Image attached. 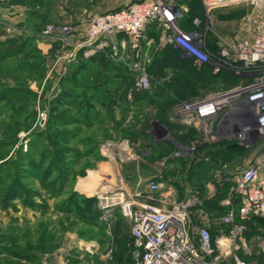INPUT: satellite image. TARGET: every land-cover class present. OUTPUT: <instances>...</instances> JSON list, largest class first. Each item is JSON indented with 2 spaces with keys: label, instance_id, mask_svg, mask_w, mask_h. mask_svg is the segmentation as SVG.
I'll return each instance as SVG.
<instances>
[{
  "label": "rangeland",
  "instance_id": "1",
  "mask_svg": "<svg viewBox=\"0 0 264 264\" xmlns=\"http://www.w3.org/2000/svg\"><path fill=\"white\" fill-rule=\"evenodd\" d=\"M132 1H0V264H122L112 230L130 226L113 205L115 197L123 188L150 193V183L168 201L197 198L200 203L190 210L192 234L208 226L217 240L227 234L221 219L227 210L224 202L235 198L237 174L255 161L264 162V139H254L248 147L234 139L210 141L197 124L178 118L179 106L215 93L193 77L197 92L184 97V89L171 78L188 72L173 68L170 59L158 56L150 88L144 91L119 84L98 67L73 80L76 61L64 58L73 45L41 35L48 25L82 27L93 15ZM192 6L183 15L184 27L195 29L198 19L207 46L219 48L249 35L254 21L264 17V0L259 6L216 10L211 18L201 0ZM155 28L158 37L146 45L149 68L163 37L162 29ZM14 53L19 55L2 60ZM92 87L104 89L96 94L104 101L105 92L127 87V98L108 110L88 99L95 94H87ZM62 89H69L76 100L50 112ZM158 94L168 99L160 100ZM160 111L168 115L163 118ZM189 128L197 131L194 139ZM233 142L243 150L221 152ZM232 160L241 167L225 169ZM98 193L108 200L101 201ZM262 232L252 230L246 236L254 247L245 255L253 256Z\"/></svg>",
  "mask_w": 264,
  "mask_h": 264
},
{
  "label": "built area",
  "instance_id": "2",
  "mask_svg": "<svg viewBox=\"0 0 264 264\" xmlns=\"http://www.w3.org/2000/svg\"><path fill=\"white\" fill-rule=\"evenodd\" d=\"M261 1L201 0V3L211 18L216 10L246 4L259 6ZM188 9L176 0H135L119 11L93 15L82 27L48 25L41 35L73 45L71 53L64 56L68 61H77L81 51L86 58L104 53L113 62L124 65L134 76L135 89L144 91L150 88V59L142 39L148 27H159L163 31L162 47L172 45L195 66L209 65L214 74L227 71L242 81L231 90L182 104L176 110L178 118L188 125L197 124L210 141L234 139L248 147L252 140L264 139V17L254 21L249 35L229 48L220 47L213 52L199 30L198 19L193 23L195 29L182 27ZM147 188L151 194L159 190L155 183ZM233 195L235 198L224 202L227 210L221 219L228 227L227 234L214 240L208 226L200 227L195 236L192 234L190 210L200 203L197 198L172 202L162 196L163 206H157L144 201L141 192L121 190L113 205L129 222L131 264H264L263 237L255 245L263 261H247L242 257V253L247 254L252 248L246 238L249 222L255 218L264 220L261 165H251L237 175ZM96 196L101 201L108 200L105 193Z\"/></svg>",
  "mask_w": 264,
  "mask_h": 264
},
{
  "label": "trees",
  "instance_id": "3",
  "mask_svg": "<svg viewBox=\"0 0 264 264\" xmlns=\"http://www.w3.org/2000/svg\"><path fill=\"white\" fill-rule=\"evenodd\" d=\"M177 3L179 5L181 4H188V6H191V8L193 7L192 5H197L199 3V0H182V1H178L176 0ZM132 2H135V0H133ZM131 2V3H132ZM202 6V3H201ZM120 9H116L113 11H108V12H115V11H119ZM108 12H104V13H108ZM101 13V14H104ZM181 25L184 29H186L183 25V22L181 21ZM41 30V29H40ZM158 36V34H157ZM159 44V43H158ZM208 47L211 51L213 52H217L219 50V47L217 46H212L211 44H208ZM19 53H14L12 55H9L7 57H4L2 60H7L9 58H11L12 56H18ZM162 56L161 59L164 60H171V63L173 65V68H177V70H182L185 69L187 70L188 74L187 76H181L178 73H175L172 78H171V82L174 84H177L178 86H181V88L184 89V92L182 93V95L184 97L188 96V97H192L193 94H196V90L198 89V87H194L193 85V81H191L193 77H196L202 85H204V88H209L208 91H211L213 93L219 92L220 90H222V87L220 86V84H226L225 89L224 90H231L234 87L238 86L241 82V79L238 78L237 76L227 72V71H223L219 74H214L212 72V68L209 65H205L202 67H197L193 64V61L191 59H184L181 56V51L178 48H175L172 45H166V46H161L160 49L157 50L156 52V56H155V62L153 65L150 66V68L148 67V72L151 75L152 71H153V66H156V63L158 61V56ZM72 77L71 79L75 80L78 76L80 75H86L88 73H90V69L92 67H98L101 70L104 71H108V73L112 74L113 79L118 82L119 84H130V85H134V76L128 71V69L122 65V64H118L113 62L110 58H108L104 53H98L95 54L91 57L86 58L84 56V51H81L78 55L77 61L73 64L72 66ZM177 72V71H176ZM108 78V77H107ZM110 79V77H109ZM109 79H107V82L109 81ZM112 80V79H110ZM104 83H106V79L104 81ZM117 84V83H116ZM118 86V84H117ZM220 86V87H219ZM128 87V86H127ZM120 88V90L117 89H111V91H107L105 92L104 96L107 97V100H101L96 94L98 92V94H103L104 93V89L102 87H92L88 89V93L87 94H91V91L95 92L94 95H89L91 97H89L88 99L90 100V98H92V100H95L96 102L100 103L102 106H105L106 109H110L111 106H118L120 104V102H125L126 100V93H127V89L128 88ZM76 98V95L74 93H72L69 89H62L58 95L54 98V100L52 101L51 107H50V112H56L58 110V108H60L61 106H64V104L66 102H73V100ZM158 99L160 100H167L168 97H166L163 94H158ZM76 100V99H75ZM158 110H159V106H158ZM168 112L163 113L162 111H160L159 116H162L164 118V116H167ZM51 118V117H50ZM52 119H55V117H53ZM57 122V121H56ZM188 127H183V129H187ZM189 137L192 136V134H196V130L194 128H189ZM192 139H194V136H192ZM231 146H227V147H222L221 148V152L223 153H230V154H234L236 153V150H239L240 152L243 150V147H240L237 143L233 142L231 143ZM226 212V211H225ZM225 212L222 214V216L225 214ZM130 229V227L128 228V226L126 224H121L120 227L114 228L112 230L113 233V237L115 238V240L117 241L119 247L121 248L120 250L123 253V259L120 260V262H122V264H131L132 263V250H133V245H132V237L130 235V231H128ZM253 230L257 231L260 230V232H262L264 230V220L260 219V218H255L253 220H251L248 224V231L246 233L247 238L250 235V232ZM262 230V231H261ZM262 234L264 235V233L262 232ZM125 255V256H124ZM242 257L244 259H246L247 261H251V260H259L262 261V259L260 258L261 256L257 255V250L254 251L253 256H248L242 253Z\"/></svg>",
  "mask_w": 264,
  "mask_h": 264
},
{
  "label": "crops",
  "instance_id": "4",
  "mask_svg": "<svg viewBox=\"0 0 264 264\" xmlns=\"http://www.w3.org/2000/svg\"><path fill=\"white\" fill-rule=\"evenodd\" d=\"M99 14H101V13H99ZM186 30H189V29H186ZM156 37H158L157 36V33H156V28H155V26H150V27H148L147 29H146V31L144 32V37H143V39H142V46H143V48H144V50H145V53H146V45L148 44V43H152V41H153V38H155L156 39ZM182 54V53H181ZM182 56V55H181ZM183 58V57H182ZM184 59H186V58H184ZM149 64H150V62H149ZM149 64H148V67H149ZM242 82V81H241ZM240 82V83H241ZM220 86L223 88L222 89V91H219V92H216V93H222V92H225V91H228V90H224L225 89V86H226V84H220ZM252 161L250 160V159H248L247 160V164H250ZM240 164H237V163H235L233 160H232V162H230V163H228V164H226L225 165V169H232V170H237V169H239L241 166H239ZM254 165H261L262 166V177H264V162H261V161H255V163H254ZM242 172V171H241ZM241 172H239L238 174H240ZM237 174V175H238ZM237 177V176H236ZM139 192H141V191H139ZM141 193H143V200L144 201H149L150 203H153L154 205H157V206H163L162 205V203L160 202V197H162V196H159V195H156V193H153V194H151V193H148V192H141ZM163 197H165V196H163ZM170 201H172V202H174L175 200H170ZM209 226H211V225H209ZM210 228V227H209ZM228 228V227H227ZM228 231V230H227ZM212 233V232H211ZM221 236H223V235H220L219 237H221ZM218 237V238H219ZM248 240V239H247ZM250 241V240H249ZM250 244H252V247L254 246L253 245V243H250Z\"/></svg>",
  "mask_w": 264,
  "mask_h": 264
},
{
  "label": "bare ground",
  "instance_id": "5",
  "mask_svg": "<svg viewBox=\"0 0 264 264\" xmlns=\"http://www.w3.org/2000/svg\"><path fill=\"white\" fill-rule=\"evenodd\" d=\"M123 191H126V192H128L129 190H128L127 188H123Z\"/></svg>",
  "mask_w": 264,
  "mask_h": 264
}]
</instances>
